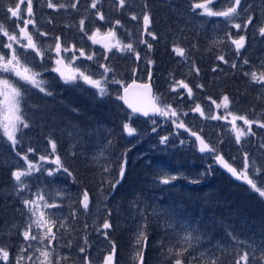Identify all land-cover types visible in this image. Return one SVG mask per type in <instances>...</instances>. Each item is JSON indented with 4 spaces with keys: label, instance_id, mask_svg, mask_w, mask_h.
<instances>
[{
    "label": "trees",
    "instance_id": "obj_1",
    "mask_svg": "<svg viewBox=\"0 0 264 264\" xmlns=\"http://www.w3.org/2000/svg\"><path fill=\"white\" fill-rule=\"evenodd\" d=\"M3 1L8 6L11 4L16 6L18 3V0H0V5ZM83 2L86 5L91 3L90 0ZM144 2L151 18L147 33L154 34L155 39L149 34L143 37L142 31L141 33L138 29L134 31L127 22L116 25L115 21L125 19L123 14L126 11L121 5L105 3L100 6L104 17L107 15L105 22L81 18L84 20L83 26L87 30V35L96 29L99 31L113 29L115 32L118 29H130L135 36V43L132 37L130 43L135 52L139 53V59L130 52L127 57L120 55L115 57V54L108 63L107 60L103 62L102 59L100 63L93 58V62L87 61L84 65H79L80 71L85 75L91 76L94 80H101L102 86H106L105 95H99V90L82 82V78L74 84L66 83L60 74L54 71L52 66L55 64L47 55L44 59L47 63L44 66L47 67L35 68L42 76L39 81L43 82L41 87L44 91L39 88H19L21 95L29 104L22 105L20 115L29 127L22 128L23 134L20 135L15 147H7L1 139L0 131V209L4 208L1 211L4 216L0 214V223H3L4 230L0 232L7 233L9 229L6 224L5 208L10 205L20 208L24 204V200L16 199L19 189L16 188L17 182L13 176L17 169L13 161L20 155H27L28 149L33 150L36 145L52 148V143H58L59 152L68 170L67 172L63 170L66 178V185L63 186L66 191H70L71 188L75 191V195L69 196L70 201L79 200L86 192L88 200L93 201V208H98L97 205L107 208V211L97 209L85 213L84 216L72 221L75 234L69 236V232L64 234L65 244L68 243V246L71 244V248L73 244L69 241L72 240L76 244L73 246L75 249H81L84 245L78 237L80 232L78 229L81 228L91 239L104 234L110 239L114 238L113 263L122 264L128 261V258L134 255L130 251L129 243L125 245L122 241L129 235L125 229L127 222L122 217L117 218V213L123 212L126 208H138L139 216L143 215L145 218L144 225L139 227L141 248L146 252L141 262L145 264H176L177 260L180 264H245L244 262H249L251 258L255 260L253 264H264V196L245 183H234L212 164L204 170L201 164L203 159L198 157L192 143L188 146L184 138H172L167 130L150 135L156 143L160 142L162 136L167 139L169 137L167 148L164 150L154 153L145 149V144H142L141 147L134 148L133 152L128 151L127 147L131 141L124 125L134 126L135 132L142 133L144 125H149L152 121L135 119L128 114L119 103V90L112 85V80L120 73L123 74L120 78L123 82L122 87L134 80L142 82L145 79L146 81L151 79L152 82L156 80L159 99L162 100V93L163 95L167 93L174 107L184 115H187L186 111L190 106L196 107L197 104L200 108L204 104H212L214 107L220 105L216 109L221 116H227V119L232 118V115L243 116L252 122L253 130H259L261 125H264V99L250 73L253 69L264 72V36L260 33L261 25L264 23V0H241L237 11L239 15L234 16L231 25L226 27L232 39L244 37V49L242 47L243 51L239 52L238 56L236 54V58L243 62V68L228 70L223 63L220 64L218 57L214 64L212 60L208 62L209 64L199 63L200 76L196 77V72H193L188 79H182L173 64L179 56L175 49L179 43L182 44L172 43V35L177 25L174 18L176 20V15H180V11L186 10L189 5L192 6L200 0ZM54 15L57 18L61 16L57 15V12H54ZM62 15L64 16V13ZM65 17L66 21L74 20L75 25L80 27L73 31L72 35L68 33L69 39L78 37V34L81 36L85 34L81 30L80 17L77 13L72 10L71 13L65 14ZM249 19L251 23H247ZM236 23L241 25L239 30L233 26ZM141 38L147 43L140 41ZM124 41L128 44V39ZM148 44L152 47L149 48ZM234 46L225 43L215 49L221 56L229 59L236 53L233 51ZM121 60L126 64H122ZM103 64L111 71L103 72L101 67ZM126 65L132 68L131 71L125 68ZM140 66L141 68H138ZM138 69H143L142 75H137ZM181 81L192 89L191 97L188 96L187 89L180 84ZM173 88L176 90L173 91ZM224 96L229 98L227 109L222 106ZM180 98L189 106L178 101ZM185 120V123H191ZM65 121H68V129L73 135L78 132L79 138L89 139V146L101 141L100 146H103L106 153L108 152L106 161L111 163V173L117 175L116 178L109 181L105 175L99 177V174L91 171L89 147L82 150L73 139L64 142L58 140L65 135L68 136L67 131L63 133V127L61 133L57 127L58 122ZM145 129H148V126ZM96 134H100L99 137H96ZM259 139L264 143V136L257 132L249 143L242 145V148L245 150L244 155H252L264 161V149L260 148V143L257 142ZM139 151H142V157H139ZM123 158L128 160L135 158L138 161L135 164L129 162L121 175L118 169L121 162L114 160ZM160 177L162 179H159ZM161 180L169 182L164 183ZM115 184L117 185L114 189ZM113 197L127 199V202L121 205L111 204L109 200ZM105 222L110 225L107 229L103 228ZM24 241V237L12 232L11 239L4 245L6 249L1 247L8 251L10 259L17 252L18 245H22ZM245 256L246 260L243 259Z\"/></svg>",
    "mask_w": 264,
    "mask_h": 264
},
{
    "label": "rangeland",
    "instance_id": "obj_2",
    "mask_svg": "<svg viewBox=\"0 0 264 264\" xmlns=\"http://www.w3.org/2000/svg\"><path fill=\"white\" fill-rule=\"evenodd\" d=\"M41 1H42V4L38 8V10L40 11V14L47 13L48 11H58L59 13H62V14L64 13V15H65V14L71 13V11L73 10V12L77 13L78 16L80 17V21H81L82 17H85L86 19H88V20L91 19L92 21H95V19H97V21H99V22H100V20L98 18L97 12L99 11L100 13H103V11L100 10V8H101L100 6H103L105 3H109V4H112L114 6L120 5V0H98L96 11L93 12L92 7H91L93 0H90L91 3L89 5H86V3L83 2V0H78V1H76V0H67V1L66 0H51V2L53 4L57 5V8H55V9L48 7V0H41ZM144 1L145 0H124V3L128 5L127 9L129 8L131 10V12L129 13L128 19H124V20L120 21V24H121V23L125 22V20H128L127 23H129V26H132L134 28V31L135 30L137 31V29H138L139 33H141V31L144 33L143 37H145L148 33L146 31H144V25H143L142 17L145 14L149 15V13H150V11L145 6L146 4ZM221 1H225L226 8L228 6H230V4H231L230 0H221ZM35 2H36V0H31L32 7H33V5H35ZM217 2H220V0L208 2V7L212 11L226 10V8H224V7H220V8L216 7ZM27 4H28V0H18V3H17V5L19 6L18 14L16 17H13L12 23L10 24L11 26L7 25L5 23H2V24L0 23V28H2L3 31H7L10 35L15 34L18 39H21L22 43H26V41L23 40L21 34L19 33V29L25 27V21L26 20H29L31 18H35L34 15L28 16ZM73 4L76 5L75 8L72 7ZM17 5H16L15 9L17 8ZM60 5H63V7H60ZM197 11H200L199 14H202V10L198 9ZM237 11H238V9H237ZM32 13H33V9H32ZM80 13H82L81 16H80ZM124 16H125V14H123V17ZM132 16H136L137 19L133 20ZM204 16H207V15L204 14ZM212 17L217 18V16H212ZM221 18H224V17H221ZM106 19H107V15L105 16V20ZM232 19L229 21L232 22ZM21 20H23V21H21ZM45 21L47 23L50 20L48 19ZM48 23H50V22H48ZM66 24L75 25V22H73L71 20V21H67ZM28 25H27V28H28ZM261 28H264V23H262ZM96 30H94L89 35H87L86 34L87 30L83 26V32H85V34L83 36L79 35L78 37H73L72 41L69 43L61 41L62 42V43L60 42L61 47L69 48V49L74 48V50L76 51V49H75L76 45L75 46L72 45V42L75 41L77 44V47L82 48L83 52L85 51V55L83 57H81L82 59H80V60L76 59L74 61V63L70 62V60H69V62H64L63 65H59V66L56 65V63H55V65L52 67L54 69L56 67H60L61 71L64 72L65 75H69L70 74L69 69L66 68L64 65L71 64L72 68H78L80 71L81 67L79 65H84L85 62H87V61L93 62L92 59L91 60L87 59L88 55L94 54L93 55L94 60L95 61L99 60L100 63H101L102 59H103V62H105L107 60V63H108V61L111 60V57H114L115 54H116L115 57H117V55L124 56V57H127L129 55V53H130L129 51H127V50L118 51L116 49V47H113V45L116 43V40H119L121 42V45H124L127 42H125L123 39H119L118 37L113 38V37L107 36L106 34L109 32V30L108 31L106 30L104 32L100 30L99 34L96 35V40L98 42L94 43L88 37L92 36L94 33H96ZM110 30H113V29H110ZM237 30H239V29H237ZM1 35L3 36L2 31H0V36ZM131 37L133 38V41H134L135 36L132 32H131ZM131 37H130V39L132 40ZM230 38H231V36H230ZM143 39L141 38L140 41H143ZM234 39H238V38L233 37L232 40H234ZM7 42H8L7 38L3 39V40L0 38V47H1L0 54H3L6 59H7V57L10 58V55H11V51L9 49L3 47V45L6 44ZM134 43H135V41H134ZM244 43H245V41H244ZM105 45L112 47V51L109 52L107 50V48L105 47ZM232 45H234V44H232ZM13 47L17 49V55L20 59V67H21L22 71H23V68L27 67L30 70L28 74L32 75L34 73L38 74L37 70H35L36 67L37 68L47 67L44 65L34 66L32 63H30V61H28V59H29V56L31 53L28 52V49H21L20 46L16 45L15 43L13 44ZM51 47H50L51 49L47 53L48 54L51 53V54L56 55V53L54 51V46L52 45ZM243 49H244V47H243ZM243 49L240 48L239 50H237L235 46L233 47V51H235V52L236 51L241 52V51H243ZM1 50H3V51H1ZM69 52L71 54H73V51H69ZM71 54H70V57L73 56ZM29 60H31V59H29ZM39 60L41 61V59H39ZM121 61H122L121 62L122 64H126L124 62V60H121ZM100 63H97V65ZM37 64H39V63H37ZM125 68L128 71H131V69H132V68H130L129 65H126ZM138 68H141V66ZM102 71L104 72L103 68H102ZM136 71H139L137 75H142L143 69H138ZM252 72L257 73V75H259L261 73L255 69H253ZM251 73H250V75H251ZM108 74L109 73H107V79H108ZM2 75H3V78L9 79V77H12L15 81L10 82V83H12L13 86L17 87L18 89H19V85H22L21 87H25V88H28V87L36 88L34 85H31L25 81L19 80V78L15 77L13 74H2ZM38 76H39V74L36 75L37 80H39ZM121 77H123L122 73H120L118 76H116L114 78V80H112V85L115 88H117L119 90V92H120V88L123 85V82L120 80ZM79 79L80 78L78 77L77 80H79ZM76 81L66 82V83L74 84V83H76ZM81 81L85 82L83 79H81ZM114 81H120V83H115ZM145 81H146V79H145ZM148 82H152V80L149 79ZM253 82L256 84H260V85L264 86V84H261L259 82L254 81V80H253ZM17 84H19V85H17ZM102 85H103V83H102ZM91 87L94 88L93 86H91ZM167 97H168L167 93H165L164 95L162 93V100H166ZM18 99H19V109H20V113H21L22 105L24 106V105H29V104H28L27 99L22 95ZM158 100H160L159 97H158ZM178 101L182 102V104H184V105L187 104V102L183 101L182 98H180ZM168 105H171V108L176 110V112L178 114L176 117H172L171 115H169L166 118L167 120H164L165 121L164 123H166L167 125L170 124V128H168V132L170 133L172 138H177V139H179L180 137L184 138L185 142H187L188 146L192 143V146H194L195 149H196V146L194 144V141L192 139H190L189 137H187L186 135L181 134L178 131L179 128L176 126V124H179L181 122L184 124L186 122L185 119H187V120H189V122H191L189 124L194 125V128H195L194 130L198 131L201 134H205L206 137L208 138V140L210 141V143L214 147H216L220 151V153H222V154H224L225 149L229 150V147H232V145H233L232 142H237L235 139L236 130L242 129L245 133L243 136H241V139L239 142L247 140V139H249L250 136H252L251 132H250V131H252V128H253L252 124H251V127H249V125L244 124V122H241L238 119L236 121V124H235L236 130H234L233 125L231 123L232 118L230 117L229 120L223 119V116H221L219 114V111L216 109V107H217L216 105H215V107L212 106V104L211 105H209V104L202 105L201 109L204 113L203 116H201L200 113H198V112L191 111V109H193V110L195 109V107H193V106H190L191 109L188 108L189 110L186 111L187 115H184V114H182V112H180V111L178 112L177 108H175L173 104H168V103H166V101H165L163 107H167ZM187 105L189 106V104H187ZM6 108H7V106L4 103V99H3V101L0 103V131H2L1 139L4 140V143H6L7 147L8 146L15 147V145L18 142L15 145H13L8 140L7 136L4 135V132H3L4 124L6 123L5 116L9 115ZM214 116H219V117H221V119H213L212 117H214ZM173 120L176 121L175 124L173 123ZM156 124L157 123H151L149 125L150 126H156ZM166 124H165V126H166ZM149 125L145 124L144 130H145V128H147V126L150 127ZM131 127L133 128L134 126H131ZM22 128L23 127L20 126L19 130L15 134L17 141L19 139L18 137H19L20 132H23ZM138 135H139L138 133L133 132V135L130 136L131 141H135L134 139ZM168 139H169V137H168ZM168 139L167 138L165 139L164 136H162L159 143L158 142L156 143L153 140H150L151 143L149 146L154 148L153 151H156L159 146H160V148H162L164 150L163 147L166 148V146L168 144ZM138 141H136V142H138ZM100 143H101V141H99V143L91 144L90 146L88 145L90 148L88 150V152L90 151L89 154H91V155L94 154L93 156L95 159L92 158L93 161H95V160L97 161V159L99 157V162L101 163L99 173L102 174L103 169H104L103 168V162H102L103 154L101 153L103 146H100ZM262 146H264V144H262ZM55 147L56 148L53 150L52 148H47L43 145L42 146L36 145V147L33 149V151L28 152L27 153L28 161L37 165L39 168V171H34L28 177H22V179L25 180L27 187L22 189L21 185L18 184V188H20L18 193L20 196L25 194V193L26 194L31 193L33 195L32 200H35L37 193H39V194H42L44 196V200L47 201L48 204L56 205V207L45 208L43 206V202L37 201V203L39 205V211L44 213L45 219H48L50 221H54L55 226L52 227V231H53V233L56 234V239L51 241V242H49V240H47V239H44L43 242H41L40 237H42L43 232L47 231V227L37 229L35 227V225L33 224L32 229H31V234L36 235L38 237V239L35 241H32V240L26 241L25 240V243L28 245V248L24 252L28 251L27 255L31 256V257H35V258L34 259L33 258H31V259L26 258L25 262H23V264H45L44 258L40 255V252H42V251H48L50 253L49 260L51 261V264H57V263H59V261H61V263H63L67 259V258L65 259V255H64L65 252L64 251H67L70 253V249H71V244L69 246H68V243L65 244L64 234H65V232H69V230L72 229V227H73L72 226V219L73 220L79 219L80 217L84 216L85 213H91L93 211L92 210L93 209V206H92L93 202L90 203L88 201V208L87 209H84L82 205L80 207H77L78 205H80V202L83 201V195L79 198L77 203L74 201H70L69 196L75 195V191L72 188L70 189V191H68V190L66 191L65 187L63 186V185H66V182H65L66 178L64 175V171L62 170V167H60L59 165H57L53 162L55 160V158L57 156H59V152L57 151L58 143L55 144ZM146 147H148V144H146V146L144 148L146 149ZM40 156H45L46 159L44 161H41L39 159ZM23 157L24 156L20 155L19 157H17L13 161L14 165H16V167H17L16 171H25L26 170L28 161H25L23 159ZM139 157H142V151H139ZM232 158L234 159L233 161L236 163V165H235V163L233 162V164L235 166H239V167L243 168V176L245 178L244 183L248 187H252V184H255L256 187L255 188L252 187V188L256 189V190L259 189V192H262V190H264V164L259 163V165H258L257 162L253 161L251 158L250 159L245 158V157L239 158L236 156H232ZM59 159H60V156H59ZM60 161H61V159H60ZM201 164L203 165V169L206 170L205 169L206 167H211V164L214 165L213 158L212 157H204ZM60 165H62L61 162H60ZM96 166L98 167L97 162H96ZM58 168H59V170H57ZM49 171L52 172V175H49ZM248 180H251L252 184H249ZM32 182L35 184V187L39 186V182H41L42 184H44L45 188L44 189L39 188V189L34 190V188H33L34 185ZM67 198L69 199L68 202H67ZM97 207L100 208V211L105 209L104 207H102L100 205H97ZM94 208L96 210L98 209L96 207H94ZM23 211H24L23 217L19 216V219H20L19 223L22 225V227H15L16 229L11 228L7 231L6 234L12 235V232L15 230H19V232L21 231L23 234V232L27 229L28 225L32 223V220L34 219V217L29 212L28 208L26 207ZM129 218H130V220H129L130 225L136 224L138 222V218H133L131 216H129ZM128 225H129V223L128 224L126 223L125 226H128ZM0 234H2V233L0 232ZM5 238L7 240H10L11 236H5ZM104 243L106 244L107 242H104ZM1 246H3L5 248L3 243H1L0 247ZM100 246H103V245H100ZM29 248H31V249L28 250ZM98 249H99V246H98ZM97 251L98 250H95V251H93V253H90L89 255L86 256V259H85L86 263L85 264H95L93 262V259L98 260V258H99L98 256H102L103 260L98 261L97 264H109V262L107 261V258L110 255L112 256V261L110 262V264H115V263H113L114 257L112 254L103 255L102 252L97 253ZM96 253H97V255H96ZM63 259H65V260H63ZM0 260L3 261L2 259H0ZM79 260H80V258L76 255L71 257V262H74V264H79ZM254 261L255 260H249V262H244V263L245 264H253ZM128 264H135L134 256L130 257V262H128Z\"/></svg>",
    "mask_w": 264,
    "mask_h": 264
},
{
    "label": "bare ground",
    "instance_id": "obj_3",
    "mask_svg": "<svg viewBox=\"0 0 264 264\" xmlns=\"http://www.w3.org/2000/svg\"><path fill=\"white\" fill-rule=\"evenodd\" d=\"M211 1H215V0H200V2H207V3L211 2ZM216 7L226 8L225 1L220 0V2H217ZM197 10L198 9L193 10V7L191 5H189L186 8V10L180 11L181 12L180 15H176V20L174 18V21L177 22V25L175 26L176 30L172 35V43L176 44V42H178V43L182 42V44H180V43L178 44V48L184 49V56L183 57L178 56L176 58V62L173 64L175 65L174 66L175 69L180 72V76L182 79H184V78L188 79L189 76L192 75L193 72H196V75H197L196 77L200 76V73L198 70L199 63L204 64V63L211 62V60H212L213 61L212 64H214L216 62V58L221 56L220 53L216 52L215 47L220 48L225 43L227 45L232 44L231 43L232 38H230V34L226 30V27L231 25V22L229 20H226V19L221 18V17L214 18L212 16H209V17L204 16V14H199L200 11H197ZM176 11H177V9L174 12H176ZM56 12H58V11H56ZM125 19H126V17H125ZM125 22H128V20H125ZM74 28L77 29L76 27H74ZM131 32L132 31L130 29H118V31H116V37H118L119 39H123V40H125V39L129 40V38L131 37ZM190 46H192V47H190ZM238 53L239 52L236 51V53L233 56H231L229 59L224 58V60H220L219 61L220 64L222 65V63H223L224 67L227 68L228 70H234V68H238V69L243 68V65H244L243 62L240 61L238 58H236L238 56ZM236 54H237V56H236ZM225 61H227V63H225ZM233 65H235V67H233ZM9 81L14 82L15 80L12 77H9ZM144 84H150L152 86V88L154 90V95L158 93V91L156 90V88H157L156 80H154L152 83L146 82ZM256 85L259 86V90L261 92L260 95L264 99V86H262L260 84H256ZM93 89H96V88H93ZM120 96H122V92H120L119 97ZM169 99H170L169 97H167L166 100L160 99L159 101H157V103L160 107H163L165 101L168 104H172ZM119 103L122 104V107L124 108V110L128 114L133 116L135 119L141 120V118L139 116L132 114L130 111H128V109L122 103L121 99H119ZM166 118L167 117H165V116H159L156 118H152V123H157L156 126H150V128L148 127V129H145L144 131H142V133L136 132L139 135L134 139L135 141H131V139L129 138L131 143L128 144V147H127L128 151L130 150V152H133L134 148L141 147L142 144H145V146H146V144H148V147H146V148L152 152L154 150V148H152L149 145L151 143L150 140H153V139H152V136H150V135L157 134L158 131H162V130L168 131V128H170V124L167 125L166 123H164L165 122L164 120H167ZM227 120H229V119H227ZM240 121L243 122V120H240ZM58 123L59 124L57 125V127H58L60 133L63 129V133L65 134L67 131V134H68V136L65 135L64 137H61L58 140L64 142L65 140H72L73 139L74 142L78 143L80 145V147H82V150L88 149L89 139L83 140V139L79 138L80 136H78V132H76L75 135H73L71 133V130L68 129L69 128L68 127L69 126L68 121L58 122ZM165 124H166V126H165ZM184 125H186L192 131L195 129L193 124L184 123ZM61 127H63V128L61 129ZM178 131L180 133H182L180 131V128ZM250 132H251L252 136H250L249 139L244 140L242 142H232V144H233L232 147H229V150L225 149L224 154L220 153V151L216 147H213V145L210 143V141L208 140V138L206 136H203L205 138V140L207 141V143L209 145H211L213 150H214V153L207 155V157H212L213 160H215L217 155H220V156H223V158L226 161H228L230 164H232L234 162L233 161L234 159L232 158V156H236L239 158L245 157L248 159L251 158L253 161H256L258 165H259V163L264 164V161H262V160L260 161L256 157H254V156L252 157V155H247V154L244 155L245 150L242 148L243 144L249 143V141L252 140L255 133L258 132L259 135L261 134L262 136H264V127H260L259 130H253L252 129V131H250ZM21 134H23V132H20L19 137ZM99 135L96 134V137H99ZM131 135H133V133ZM131 135H129V137ZM77 137H78V139H77ZM136 141H138V142H136ZM18 142H19V140H18ZM257 142L260 143V148L264 149V146H262V144H264L263 140L259 139V141H257ZM194 144H195V142H194ZM163 148H165V147H163ZM166 148H167V146H166ZM79 150L81 151V149H79ZM162 150L163 149L160 148V146H159L158 149L156 151H154V153L160 152ZM57 151L59 152L58 147H57ZM101 153L103 154V157H102L103 168H104L103 173L102 174L99 173V169L101 167V163L99 162V157H98L97 161L92 160V158L95 159L93 156L94 154H92V155L90 154V157H89V161L91 162V164H90L91 165V171L96 173V174H99V177L105 175L109 181H112L114 178L117 177V175H114L113 173H111L112 165H111V163H107V161H106V156H107L108 152L106 153V150L103 148ZM197 155L201 159H204V157H201L198 153H197ZM59 156L61 159L60 162L62 163V170H63V167H65L66 163H64V159L62 158L60 152H59ZM114 161L115 162H121L119 164L118 169L120 170V172L122 170V172L124 173V171L126 170V166L129 162L131 164H135L138 160H136L135 158L134 159L131 158L130 160L123 158L122 160L115 159ZM96 162L98 163V167L96 166ZM214 166H216L215 163H214ZM235 169L238 171V173H240V175L243 176V168H241L239 166H235ZM16 170H15V172H16ZM222 173L226 176V178L230 179L228 175H226L224 172H222ZM159 179H162V178L160 177ZM230 180H232L234 183H236L233 179H230ZM161 181H163V180H161ZM18 184L19 183L17 182L16 188H18ZM117 184L114 185V189L116 188L115 186ZM33 185H34V187H33L34 190L39 189V188H42V189L45 188L44 184H42L41 182H39V186L35 187L34 183H33ZM18 189H20V188H18ZM262 192H264V190H262ZM17 198H19V200H21V201L26 200V199L29 200L28 198H30L32 200L33 195L31 193H28V194L25 193L24 197L23 196L21 197L20 195H18V196H16V199ZM88 201L90 203L93 202L92 200L91 201L88 200ZM75 202L77 203L78 199ZM109 202L111 204H120L121 205V204H125L127 202V199L113 197L109 200ZM81 205L83 206L82 202H80V205H78L77 207H80ZM92 205H94V204H92ZM25 208H26L25 204H23L22 207H20V208L16 207L15 205H10L7 208H5L4 211L7 214L6 224H7L9 229H11V228L16 229L15 227H22V225L19 223V221H20L19 216L23 217V213H24L23 210ZM3 209H0V214L2 216H4V213L2 214V212H1ZM92 210L95 211L96 209L93 208ZM98 210H100V208H98ZM103 210L107 211V208H105ZM129 216H131L133 218H138V222L136 224L130 225ZM120 217L124 218V220H126L127 224L129 223V225L126 226V228H125L129 232V235L128 236L126 235V239H123L122 241H124L125 245L127 244V242L129 243L130 251L133 253L135 261H136L135 264H145V263L141 262V259L143 257L145 258L146 252H143V250L141 248V243H140L141 241L139 240V237H140L139 227L143 226L145 223L144 222V219H145L144 216L143 215L139 216V209L138 208H134V209L126 208L125 210H123V212L117 213V218H120ZM72 221H73V219H72ZM0 226H1L0 231L4 230V229H2L3 223H0ZM9 229H7V230H9ZM78 230L80 231V232H78L79 233L78 237L81 239L82 243H84V245L81 247L84 249V251L81 252L80 248L79 249L73 248V246L76 245L74 243V240L69 241L70 243L73 244V246L71 248L72 250L70 249V253L67 251H64L65 252L64 253L65 259L66 258L67 259L66 260L63 259V260H65L63 263H61V261H59V263H57V264H60V263L61 264H74V262H71V257L74 255H76L80 258L79 264H83V263L85 264L86 263V260H85L86 256L89 255L90 253H93V251H95V250H98L97 253L102 252L103 255L112 254V251H113L112 246H114V244H115L114 238L110 239L109 237H107L104 234V236H98V237H94L91 239L89 236H86L87 234L84 231H82L81 228ZM13 232L15 234L21 235L23 237V234L21 231L19 232V230H15ZM74 234H75V232H74V226H73L72 229L69 230L68 236L74 235ZM81 235H82V238H81ZM5 236H11V235L6 234V232H3L2 234H0V242L3 243L4 245L7 244V239L5 238ZM103 241L107 242V243L105 244ZM1 243H0V245H1ZM100 245H103V246H100ZM98 246H99V249H98ZM27 248H28V245L24 241L22 245H20V246L18 245V248H17L18 250L15 254H13L14 255L13 257L8 259L7 261H1L0 260L1 261L0 264H23V262H25L26 258L31 257V256L27 255L28 251L24 252L25 250H27ZM30 249L31 248H29L28 250H30ZM159 251H161V250L159 249ZM97 253H96V255H97ZM98 257H99L98 260L93 259V262L95 264H97L98 261L103 260L102 256H98ZM131 257H133V256H131ZM31 258L34 259L35 257H31ZM251 259L253 260V258H251ZM137 260H140V261L138 262ZM128 262H130V258H128V261H126L122 264H128Z\"/></svg>",
    "mask_w": 264,
    "mask_h": 264
},
{
    "label": "snow or ice",
    "instance_id": "obj_4",
    "mask_svg": "<svg viewBox=\"0 0 264 264\" xmlns=\"http://www.w3.org/2000/svg\"><path fill=\"white\" fill-rule=\"evenodd\" d=\"M97 2H98V0H93V2L91 4V7L93 9L97 8ZM230 3H231V6L227 7L226 10H220V11H212L208 7L207 2H197V3H194L192 5V7H193V10H196V9L202 10V14H205L207 16L224 17L226 20H231L234 16L239 15V13L237 12V9L241 4V0H230ZM120 5H121V7H123L124 0H120ZM48 7L55 9V8H57V5L53 4L51 2V0H48ZM60 7H63V5H60ZM72 7L75 8L76 5L73 4ZM18 10H19V6L17 5L16 9L9 8L8 12L11 14L12 17H16L18 14ZM27 14H28V16L32 15L31 0H28ZM97 15H98L99 20L103 21L105 19L103 13H100L98 11ZM132 19L136 20L137 17L132 16ZM142 20H143V25H144V31L147 32L148 31V25L151 22V18L148 14H145L142 17ZM247 23H251V20L249 19L247 21ZM28 24H34V21L32 19L26 20L25 21V27L19 29V33L21 34L23 40L26 41V43H22L21 39H18L15 34L10 35L7 31H3V29L0 28V31H2L3 36L6 37L7 41H8L6 44L3 45V47H5L11 51L10 58H7V59L5 58V56L3 54H0V86H2V88H0V96H4V103L7 106L6 110L9 113V115L5 116L6 123L4 124L3 132H4V135L7 136L8 140L13 145H15L17 143L15 134L19 130V127L22 126L24 128H27V127H29V124L25 121V119L22 117V115H20L19 99H18L21 96L20 90L17 87H14L13 84L10 83L9 79L3 78L2 74H13L15 77L19 78V80L25 81L28 84L34 85L36 88H39L41 91H44V88L41 87L43 82L38 81L36 79V75H38V74L34 73L32 75H29L28 73L30 70L27 67L23 68V71H21L20 59L17 55V49L13 47V44L15 43L16 45H19L21 49H31L35 53L40 54V49L37 48V45L33 40V36L27 31V25ZM115 24L119 25L120 21L119 20L115 21ZM83 25H84V20H81L80 21L81 30H83ZM233 26L235 29L241 28V25L239 23H236ZM260 33L262 35H264V28L260 29ZM98 34H99V29H97L96 33H94L92 36H89L88 38L91 39L94 43H97L98 41L96 40V35H98ZM148 34L152 35L153 39L156 38L154 34H152L150 32ZM106 35L115 38L116 32L114 30H109V32ZM142 42L147 43V41H142ZM231 43L235 45L237 50H239L240 48L244 47V37L241 36L239 39H234L231 41ZM147 46L149 48L152 47L151 44H148ZM105 47L107 48V50L109 52L112 51V47H109L108 45H105ZM113 47H116V49L118 51L127 50L129 52H133L135 54L136 58L139 59V53L135 52L131 43L121 45V42L119 40H116V43L113 45ZM54 51L56 53V56L58 57L55 60L56 65H58V66L63 65L64 64V58L60 57L62 47H61V44H60L58 38H57V42L55 43V46H54ZM63 51L64 52L73 51V56L69 57V60L72 63H74V61L79 58V57L75 56L74 48L73 49L64 48ZM79 51H80V56L83 57L85 55L83 50L81 49ZM175 52L177 55H179L181 57L184 56V49H182V48H176ZM93 55H88L87 59H89V60L93 59ZM219 59L224 60V57L220 56ZM225 63H227V61H225ZM245 63H247V61H245ZM64 66L69 69V72H70L69 75H65V73L61 71L60 67H56L54 69V71L60 73L61 77L64 78L65 82H74L79 77V78H82L89 85L98 89L99 95L103 96L106 94V86H102L101 80L92 79L91 76L85 75L84 72H80L78 68H72L71 64L64 65ZM101 67L104 68L105 72L111 71V69H109L105 65H101ZM233 67H235V65H233ZM251 77H252V80L259 82L261 84H264V72H261L259 75H257V73H255V72H252ZM105 80H106V78H105ZM114 82L120 83V81H114ZM180 84L182 85L183 88L187 89V94L189 97H191L192 96V89L187 84L183 83V81H181ZM133 86H135V82H133ZM141 87L148 89L150 86L145 84V85H142ZM172 90L175 91L176 89L173 88ZM47 94H50V93H47ZM127 95H128V87H125L124 88V95L120 96L119 99L124 100L126 103H128V107L131 108L133 110V112L142 113L144 116H149V114H150L149 109L144 108V107H139V106H137V104H135L131 101H128L126 99ZM213 103H215V101H213ZM228 105H229V98L227 96H224L222 106L225 109H227ZM217 107H220V105H217ZM150 110H151V113L153 115H161V116H165V117H168L169 115H171L172 117H176L178 115L176 110L171 108V105H168L167 107H160L158 105L153 104L151 106ZM194 111L200 113L201 116L204 115L199 104L196 105ZM229 115H232V114L229 113ZM212 118L213 119H221V117H219V116H214ZM223 119L226 120L227 116L223 117ZM238 119L243 120L244 124L249 125V127H251L252 122L249 121L248 119H246L245 117H243V116L237 117L235 115H232L231 123L233 125L234 130H236L235 124H236V121ZM173 123L175 124L176 121L173 120ZM176 126L178 128H184L185 127L182 122L179 124H176ZM124 127L127 129L129 135H131L135 131L129 125H124ZM261 127H264V125H261ZM191 134L193 136H195L197 139H200V137L197 136V134L195 132H192ZM244 134L245 133L242 129L236 130V136H235L236 141L239 142L241 139V136H243ZM201 144H202V146L200 148L201 152L213 151V149L209 148V146L207 144H204V142L202 140H201ZM51 146H52V149L54 150L55 149V143H52ZM28 151L31 152L33 150L31 148H29ZM216 158H217V160H219L224 165L225 168L228 169L229 172H231L233 175H236V169L233 167H230L227 163H225L222 156L217 155ZM23 159L25 161H28L27 155H25L23 157ZM39 159L41 161H44L46 159V157L40 156ZM53 162L55 164L59 165L60 167H62V165H60L59 156H57ZM57 170H59V168ZM63 170L65 172L68 171L66 168H64ZM34 171H39L38 166L33 164L32 162L28 161L27 162V168L25 171H16L13 173L15 181L21 185L22 189L27 187V184H26L25 180L22 179V177H28ZM122 174H123V172L121 170V175ZM49 175H52L51 171H49ZM163 182L168 183L169 181L164 180ZM248 183L252 184V181L248 180ZM252 187L255 188L256 187L255 184H252ZM257 190L259 191V189H257ZM261 195L264 196V192H261ZM37 201L43 202V206L45 208L56 207V205H54V204H48L47 201L44 200V196L42 194H39V193H37L35 200H27V199L24 200L25 206L28 208L29 212L32 214L34 219L32 220V223L28 225L27 229L23 232V237L26 241H28V240L35 241L38 239V237L36 235L31 234L32 225L34 224L37 229L47 227V231L43 232L42 237H40V240H41V242H43L44 239H47V240H49V242H51V241L56 239V234L53 233V231H52V227L55 226L54 221H50L48 219H45L44 213L39 211V205H38ZM82 203H83V208L87 209L88 208V195L86 192L83 194ZM109 227H110L109 223L105 222L103 224V228L107 229ZM80 251L83 252L84 249L81 248ZM40 255L44 258L45 264H51V261L49 260L50 253L48 251H42V252H40ZM8 257H9L8 251L4 250L3 248H0V259H2L3 261H7ZM29 259H31V257H29ZM243 259L246 260L247 257L245 256V257H243ZM107 261L110 264V262L112 261L111 255L108 256ZM176 264H180V261L177 260Z\"/></svg>",
    "mask_w": 264,
    "mask_h": 264
},
{
    "label": "flooded vegetation",
    "instance_id": "obj_5",
    "mask_svg": "<svg viewBox=\"0 0 264 264\" xmlns=\"http://www.w3.org/2000/svg\"><path fill=\"white\" fill-rule=\"evenodd\" d=\"M39 2L41 1L36 0L35 5H33L32 7L33 9L32 15H34L35 18H31V19L34 21V24H29L27 31L33 36V40L36 43L37 48L40 49V54L35 53L31 49H28L31 51V52L29 51V53H31L29 56V59L35 61L36 63L47 65L46 61H44L45 56L47 55L49 57V60H51L55 64V60L58 57H56L55 54L47 53L51 49L50 47L53 45V43L57 42V38L59 39V42L61 41L66 42V43L71 42L73 37L69 39L68 36L70 35H68V33H72L73 31L75 32L80 27H77V25H71V26L65 25L64 23L66 22V19L64 18L62 14H59L58 12H57V15L59 16L61 15V16L57 18L56 15H54V12L56 11H49L51 12V14H49V12L40 14V11L38 10ZM9 8L15 9V5L11 4V6H8L5 1H3L2 5H0V15H1L0 17L8 21L7 25H10L13 20V17L8 12ZM92 11L94 12L96 11V9L92 8ZM48 19L50 20L48 21L50 23L47 22L48 23L47 24L45 20H48ZM60 26H61L62 32L66 33L67 35H64L63 33H61ZM74 27H76L77 29H75ZM72 45L75 46L77 44L74 43L73 41ZM76 53L77 52L75 51V54ZM33 56H36L37 58H33ZM75 56L81 58L80 51ZM60 57L64 58V62H68L67 59H69L70 57L69 52L63 51V47L60 53ZM39 59H41V61Z\"/></svg>",
    "mask_w": 264,
    "mask_h": 264
},
{
    "label": "water",
    "instance_id": "obj_6",
    "mask_svg": "<svg viewBox=\"0 0 264 264\" xmlns=\"http://www.w3.org/2000/svg\"><path fill=\"white\" fill-rule=\"evenodd\" d=\"M133 82H135V86H133ZM144 83L145 82L141 83V82H138V81H132L130 84H128L127 86H125V87H128V95H127V98L126 99L128 101H131V102L137 104V106H139V107H144V108L149 109V111H150L149 116H144L142 113L133 112V110L128 107V103H126L124 100H122V103L128 109V111H130L132 114H135V115L139 116L143 120L144 119L148 120V119H152V118L159 117L161 115H153L151 113V110H150L151 109V106L153 104H155V105H158V104H157L156 100L154 99V90H153L152 86L150 84H147L150 87L148 89H145V88L141 87L142 85H145ZM125 87H123L121 89L122 96L124 95V88ZM0 88H2V86H0ZM2 99H3V96H0V101ZM184 126H185L184 128H180V131L182 132V134L188 135V136H190V137H192L194 139L195 145L197 146L198 154L201 157H207V155H210V154H213L214 153V150L213 151L201 152L200 151V148L202 146L201 140L204 142V144H207L209 146V148H212V146L207 143V141L205 140V138L201 134L195 132L197 134V136L200 137V139H197L195 136H193L191 134L194 131L190 130L186 125H184ZM223 160L230 167H233L224 158H223ZM214 163L216 164L217 168H219L222 172H224L226 175H228L229 178L230 179H233L237 184H241V183L244 182L243 176L240 175V173H238L237 170H236V175H233L231 172L228 171L227 168L224 167V165L219 160H217V158H215ZM233 168H235V167H233Z\"/></svg>",
    "mask_w": 264,
    "mask_h": 264
}]
</instances>
